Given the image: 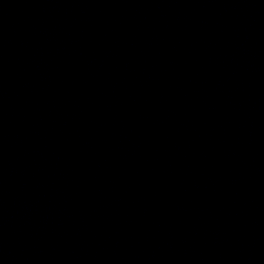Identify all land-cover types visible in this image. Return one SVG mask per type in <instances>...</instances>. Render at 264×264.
Returning <instances> with one entry per match:
<instances>
[{"label":"water","instance_id":"1","mask_svg":"<svg viewBox=\"0 0 264 264\" xmlns=\"http://www.w3.org/2000/svg\"><path fill=\"white\" fill-rule=\"evenodd\" d=\"M0 264H264V0H0Z\"/></svg>","mask_w":264,"mask_h":264}]
</instances>
